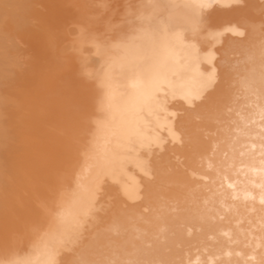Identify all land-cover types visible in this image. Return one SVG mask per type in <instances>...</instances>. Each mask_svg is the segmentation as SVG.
I'll return each mask as SVG.
<instances>
[{
	"label": "bare ground",
	"instance_id": "6f19581e",
	"mask_svg": "<svg viewBox=\"0 0 264 264\" xmlns=\"http://www.w3.org/2000/svg\"><path fill=\"white\" fill-rule=\"evenodd\" d=\"M0 264H264V0H0Z\"/></svg>",
	"mask_w": 264,
	"mask_h": 264
}]
</instances>
